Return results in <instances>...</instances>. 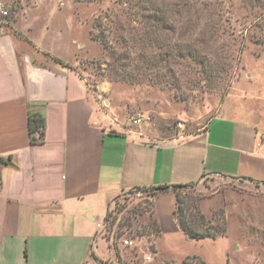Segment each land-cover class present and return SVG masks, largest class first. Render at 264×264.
Instances as JSON below:
<instances>
[{
	"label": "rangeland",
	"instance_id": "1",
	"mask_svg": "<svg viewBox=\"0 0 264 264\" xmlns=\"http://www.w3.org/2000/svg\"><path fill=\"white\" fill-rule=\"evenodd\" d=\"M0 5L7 11L0 15L1 31L33 45L35 60L57 59L94 88L109 85L100 88L101 99L163 135L197 130L231 91L229 101L246 97L264 110V0ZM167 190L175 195L182 232L158 239L152 202L158 190L122 191L109 203L98 233L109 248L100 264H264V182L203 174ZM198 234L209 236L188 238Z\"/></svg>",
	"mask_w": 264,
	"mask_h": 264
},
{
	"label": "crops",
	"instance_id": "2",
	"mask_svg": "<svg viewBox=\"0 0 264 264\" xmlns=\"http://www.w3.org/2000/svg\"><path fill=\"white\" fill-rule=\"evenodd\" d=\"M34 48L0 29V264L103 262L109 248L98 233L125 190L203 174L264 182V110L246 97L235 104L231 91L197 130L163 135L101 99L109 85L94 88L55 59L41 63ZM31 103L42 105L41 143L29 140ZM152 202L158 239L182 232L174 193Z\"/></svg>",
	"mask_w": 264,
	"mask_h": 264
},
{
	"label": "trees",
	"instance_id": "3",
	"mask_svg": "<svg viewBox=\"0 0 264 264\" xmlns=\"http://www.w3.org/2000/svg\"><path fill=\"white\" fill-rule=\"evenodd\" d=\"M57 61L60 62L59 60ZM44 127H45V118H44V114L42 110V105H38L36 103L29 104L28 110H27V129H28V134H29V140L31 143H41L43 141ZM1 161L2 160L0 159V162ZM179 185H183V184H176L172 186H179ZM152 188L158 190V193H162V192H165L169 187L167 185H158ZM180 227L184 232L186 233L190 232V228L185 223H181ZM158 232H159V229L157 227V233ZM207 236L209 235L208 234H198V235H195L193 238L199 239V238H203ZM100 263L101 262L99 261V264Z\"/></svg>",
	"mask_w": 264,
	"mask_h": 264
},
{
	"label": "built area",
	"instance_id": "4",
	"mask_svg": "<svg viewBox=\"0 0 264 264\" xmlns=\"http://www.w3.org/2000/svg\"><path fill=\"white\" fill-rule=\"evenodd\" d=\"M7 13V11L5 9H3V7L0 5V15H5ZM179 126L181 127V123L179 124ZM263 146H264V142H263Z\"/></svg>",
	"mask_w": 264,
	"mask_h": 264
},
{
	"label": "water",
	"instance_id": "5",
	"mask_svg": "<svg viewBox=\"0 0 264 264\" xmlns=\"http://www.w3.org/2000/svg\"><path fill=\"white\" fill-rule=\"evenodd\" d=\"M188 238H189V239H193V237H192V236H188Z\"/></svg>",
	"mask_w": 264,
	"mask_h": 264
}]
</instances>
